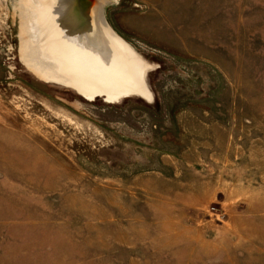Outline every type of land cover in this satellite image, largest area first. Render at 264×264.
Instances as JSON below:
<instances>
[{"label":"rangeland","instance_id":"374dc122","mask_svg":"<svg viewBox=\"0 0 264 264\" xmlns=\"http://www.w3.org/2000/svg\"><path fill=\"white\" fill-rule=\"evenodd\" d=\"M17 7L0 0V264H264V0H110L150 98L109 101L19 61Z\"/></svg>","mask_w":264,"mask_h":264},{"label":"bare ground","instance_id":"6f19581e","mask_svg":"<svg viewBox=\"0 0 264 264\" xmlns=\"http://www.w3.org/2000/svg\"><path fill=\"white\" fill-rule=\"evenodd\" d=\"M70 2L17 0L19 61L42 80L70 84L84 98H150L148 64L104 17L110 0H95L90 27L80 25Z\"/></svg>","mask_w":264,"mask_h":264},{"label":"water","instance_id":"95a60500","mask_svg":"<svg viewBox=\"0 0 264 264\" xmlns=\"http://www.w3.org/2000/svg\"><path fill=\"white\" fill-rule=\"evenodd\" d=\"M72 13L75 18H77L80 25H86L90 27V24L93 23L94 26V12L93 6H87L82 0H71L70 2ZM93 28V27H91Z\"/></svg>","mask_w":264,"mask_h":264}]
</instances>
